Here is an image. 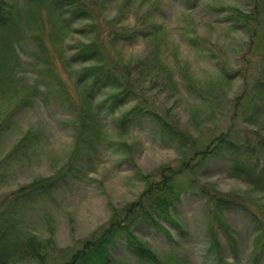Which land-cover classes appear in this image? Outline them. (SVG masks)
<instances>
[{
  "label": "rangeland",
  "instance_id": "rangeland-1",
  "mask_svg": "<svg viewBox=\"0 0 264 264\" xmlns=\"http://www.w3.org/2000/svg\"><path fill=\"white\" fill-rule=\"evenodd\" d=\"M7 1L14 6L17 22L15 33H10L14 55L3 45L0 51V213L3 198L36 178L53 176L72 150L76 131L68 123L82 100L75 83L79 66L67 64L65 58L78 42L95 38L111 56L116 53L122 62H137L139 73L134 71V75H139L144 95L159 110L171 109L181 128L198 140L197 147L226 130L237 95L246 90L244 102L250 95L253 102V85L264 81V9L257 4L258 11H254L253 0H198L191 7L186 0H89L98 10L88 23L94 31L87 36L58 33L55 22L48 20L52 17L46 4L29 8L23 0ZM231 8L258 14L257 26L263 25L255 37L259 47L250 48L246 33L235 29ZM144 14L148 24L160 27L157 35L136 32L146 28L144 19H139ZM83 23L74 22L73 28ZM120 28L136 33L113 40L112 30ZM101 100L102 96L97 97L95 104ZM101 117L102 134L115 142L134 144L136 169L152 179L159 178L157 171L162 166L177 165L190 153L188 147L180 150L167 144L152 126L118 130L105 110ZM257 119L263 127L264 113ZM237 126L244 131L255 129L240 120ZM28 130L32 137L14 150ZM116 148L97 145L91 161L82 164L79 177L62 183L48 196L7 211L14 237H34L46 246L44 261L26 255L10 264H61L80 241L107 223L111 206L138 198L146 181L136 175L135 166L122 162L123 150ZM204 180L223 193H244L251 209L264 220V190L232 175L228 160L211 165ZM205 212L203 200L185 197L178 206L183 231L168 226L170 238L141 225L137 234L164 264H201ZM221 215L240 249L236 259L225 249L227 260L250 264L255 232L248 213L230 210ZM112 256L120 257L122 264H137L122 247L115 248ZM259 264H264V256Z\"/></svg>",
  "mask_w": 264,
  "mask_h": 264
},
{
  "label": "trees",
  "instance_id": "trees-1",
  "mask_svg": "<svg viewBox=\"0 0 264 264\" xmlns=\"http://www.w3.org/2000/svg\"><path fill=\"white\" fill-rule=\"evenodd\" d=\"M186 1L191 7L198 0ZM23 2L29 8L31 5L39 7L46 4L52 17L48 20L55 22V30L61 32V35L77 33L87 36L94 31L93 24H88L93 22L97 9L92 1L23 0ZM253 2L254 11H258L257 4H261V8L264 9V0ZM231 10L233 14L230 17L236 21L235 29L246 33L250 39V48L259 47L255 37L263 25L257 26L258 14L245 13L237 8ZM15 12L11 3L0 0V51L3 45L12 49L7 50L11 51L12 55L14 46L10 33H15L17 22ZM139 19L141 21L144 19L143 24L146 23V28L136 32L143 36L151 32L157 35L160 28L158 25L151 22L148 24L145 14ZM77 21L85 23L80 28H73L74 22ZM136 32L120 28L112 30L111 33L112 39L117 40L128 39ZM202 43L206 44L207 41L202 40ZM71 47L73 52L65 59L67 64L79 66L75 83L81 89L82 100V106L76 111L75 118L68 123L76 131L75 142L64 165L53 176L36 178L1 200L4 207L0 213V264H10L26 255L44 261L42 251L46 249L45 243L38 242L30 236L14 237L9 227V216H6L7 211L25 201L48 196L62 183L79 177L82 173V164L91 161L97 145H104L106 148L116 146L118 147L116 149L121 147L122 162L131 167L135 166L134 144L115 142L111 137L102 134L100 122L103 110L112 116L118 130L147 124L154 127L167 144L175 145L180 150L188 147L190 153L186 158L182 157L177 165L162 166L157 171L158 179H152L149 174H141L135 166L136 175L146 181L138 198L120 207L111 206L107 223L80 241L70 257L61 264H122L120 257L112 256V251L121 247L137 264H164L150 245L139 237L137 229L142 225L155 232H163L170 238L171 229L168 226L183 231L179 224L178 206L185 197L203 200L206 209L202 217L206 244L201 264H234L228 261L224 254L227 248L234 259L238 257L240 252L238 240L221 215L230 210L248 213L255 232L250 264H259L261 257L264 256V220L251 209L244 193L220 192L204 178L209 174L211 165L228 160L232 175L258 190H264V126L259 125L257 119L259 113H264V81H257L253 85V102L251 95L244 102L246 90L237 95L226 130L211 138L203 146L197 147L198 140L181 128L179 118L171 109L159 110L155 102L144 95L139 75H134V71L139 73L137 69L140 67L137 62L132 64L122 62L120 55L116 53L111 56L107 53L104 43L95 38H88ZM0 62H3L1 55ZM231 74L229 72V75ZM101 96V102L95 104V99ZM122 108L124 109L121 110ZM117 111L118 115L115 116ZM239 120L241 124L255 129L241 130L237 126ZM31 137V130L26 131L14 150Z\"/></svg>",
  "mask_w": 264,
  "mask_h": 264
}]
</instances>
